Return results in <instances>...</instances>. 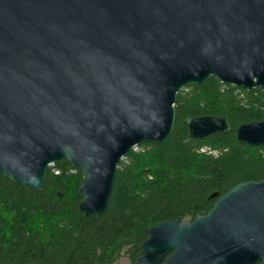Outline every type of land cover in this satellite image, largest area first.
I'll list each match as a JSON object with an SVG mask.
<instances>
[{
	"label": "water",
	"instance_id": "1",
	"mask_svg": "<svg viewBox=\"0 0 264 264\" xmlns=\"http://www.w3.org/2000/svg\"><path fill=\"white\" fill-rule=\"evenodd\" d=\"M212 78L264 89V0H0V177L41 193L68 162L80 211L101 218L120 162L165 145L179 93ZM185 124L196 140L231 131L219 116ZM236 136L264 146V121ZM146 235L135 264H264V181Z\"/></svg>",
	"mask_w": 264,
	"mask_h": 264
},
{
	"label": "trees",
	"instance_id": "2",
	"mask_svg": "<svg viewBox=\"0 0 264 264\" xmlns=\"http://www.w3.org/2000/svg\"><path fill=\"white\" fill-rule=\"evenodd\" d=\"M175 109L165 145L143 144L120 162L101 218L80 211L83 177L68 162L49 168L41 193L0 177V264H117L124 256L135 264L148 229L194 221L236 186L264 181V146L236 136L240 125L264 121V89L212 78L179 93ZM207 116L227 118L231 131L191 139L185 120Z\"/></svg>",
	"mask_w": 264,
	"mask_h": 264
},
{
	"label": "rangeland",
	"instance_id": "3",
	"mask_svg": "<svg viewBox=\"0 0 264 264\" xmlns=\"http://www.w3.org/2000/svg\"><path fill=\"white\" fill-rule=\"evenodd\" d=\"M141 149L138 147L134 151H140ZM130 259L127 256L122 257L117 264H130Z\"/></svg>",
	"mask_w": 264,
	"mask_h": 264
}]
</instances>
